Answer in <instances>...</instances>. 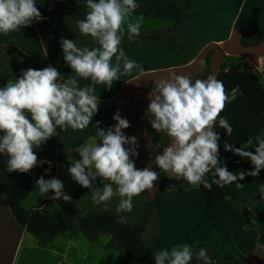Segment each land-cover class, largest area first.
<instances>
[{"label":"clouds","instance_id":"9594fccd","mask_svg":"<svg viewBox=\"0 0 264 264\" xmlns=\"http://www.w3.org/2000/svg\"><path fill=\"white\" fill-rule=\"evenodd\" d=\"M89 11L83 19L76 21L81 36H88L96 47H80L75 40L61 38L64 63L74 75L64 77L56 67L42 70L29 68L21 75L8 80L0 87V155H6L7 171L29 173L38 164L35 149L71 128L84 130L92 125L98 113L99 98L96 85L111 89L113 82L121 76L140 75L145 69L129 59L121 44L127 36L129 41L140 35L144 17L133 19L139 7L136 0H87ZM43 19L35 0H0V34L8 35L20 28L30 26L32 21ZM115 58V63H113ZM90 80L80 87L79 79ZM239 87L229 92L223 81L209 75L206 79L193 80L186 75L172 73L156 81L150 92V103L146 114L151 118V127L164 133L170 143L162 153L143 169H137L131 157H138L137 137L126 136L124 129L129 121L117 112L116 124L108 129L99 128L75 151L79 159L70 162L67 171L81 187L88 189L94 206L104 205L105 210L114 198H118L115 211L117 223H126L123 213L133 211V199L155 187L160 173L152 167L154 163L163 173L190 186L203 185L212 190L241 183L246 176L256 177L264 169V137L248 140L241 147L225 143V151L246 158L251 162V171L238 174L230 172L219 160L220 135L218 126L231 137L233 128L221 115L226 106L235 100ZM128 145V147H125ZM149 147L159 148L160 144ZM211 174V180L206 178ZM99 180V184L96 181ZM54 195L48 197V193ZM36 195L71 203L72 198L64 192V183L58 178L36 181ZM199 264H214L207 248L197 252L188 244H182L154 253L155 264H192L193 257Z\"/></svg>","mask_w":264,"mask_h":264},{"label":"crops","instance_id":"0c3cea01","mask_svg":"<svg viewBox=\"0 0 264 264\" xmlns=\"http://www.w3.org/2000/svg\"><path fill=\"white\" fill-rule=\"evenodd\" d=\"M55 1L67 10V17L64 13H52L48 3L35 0L43 19L33 20L30 26L8 35L0 34L1 71L8 72L9 66L11 71L18 73L29 68L42 70L53 66L66 78L74 73L64 63L61 38L75 40L80 47L97 46L91 37L79 35L76 29V21L83 19L89 11L87 0H70V7L65 4L66 0ZM136 2L139 7L133 13V19L141 15L144 17L140 34L156 32L180 36L181 33L190 43L186 57L165 46H149L138 41L135 47H131L129 43H122L121 47L129 59L140 64L145 73L140 75L134 69L132 75L121 76L120 80L114 81L111 89L106 87L104 94L96 85L98 111L110 106L113 116L119 112L122 118L129 121L130 127L123 131L126 136L137 137L139 152L138 157L131 159L144 168L150 164L152 148L149 145H153L144 120L150 117L146 114L149 94L157 80L175 73L189 76L194 82L203 79L201 76L207 66L209 75L217 76L223 65L230 69L242 63L256 68L264 81V43L253 48L241 45L242 34L249 35L255 29L264 27V0H190V11L196 14L194 18L180 17L175 0ZM175 26L179 30H175ZM78 79L80 87L91 83L90 80ZM115 124L112 117V127ZM90 137V126L84 130L68 128L61 131L57 128V135L36 152L37 165L46 167L43 177L59 179L62 168H67L65 162L71 161L75 149ZM257 137H264V133ZM257 137L247 150L254 152ZM240 158L228 151L219 155L221 165H226L230 172ZM252 169L251 162L245 158L243 171ZM260 174L237 181L242 187H236V183L228 186L237 191L258 194L257 179ZM161 185L158 180L153 189L146 190V200H153ZM189 190L178 194L169 190L161 212L153 214L154 222L147 228L144 242L153 248L154 253L188 244L194 254L201 248H207L209 256L217 264H264V246L260 244L264 234V217L260 214L264 210V198L257 199L248 208L256 221L253 220L254 226H249L243 212L232 201H215L195 186ZM35 192L36 189L32 194ZM86 208V212H114L105 210L104 205L94 206L92 202ZM111 240L109 235H100L93 241L82 233H68L42 242L19 225L0 192V264H124V251L108 248Z\"/></svg>","mask_w":264,"mask_h":264},{"label":"trees","instance_id":"16d2710c","mask_svg":"<svg viewBox=\"0 0 264 264\" xmlns=\"http://www.w3.org/2000/svg\"><path fill=\"white\" fill-rule=\"evenodd\" d=\"M49 0H42L45 4ZM68 7L71 6L70 0L65 3ZM175 4L179 10V16L185 18H194L196 15L189 11V0H175ZM178 29L177 26L174 27ZM179 30V29H178ZM144 42L149 46H165L181 56H187L190 50V43L184 35L180 36L167 35L165 33H149L140 34L133 41H129L125 36L122 43H129L131 47H135L136 42ZM264 43V27L255 29L251 34H242L241 45L244 48L257 47ZM21 73L17 71L3 72L0 70V87L5 86L8 80L15 81ZM209 76V66L204 70L201 78L206 79ZM217 79L223 81L226 89L231 92L235 87H239V92L235 100L231 101L221 113L233 128V135L229 137L226 131L218 126L214 129L220 135L219 155L225 151L224 145L228 143L233 147H241L248 140H253L255 137L264 133V81L260 72L254 68L238 63L232 68H227L223 65L217 74ZM102 94H104L107 86L98 85ZM113 109L106 106L103 111L93 117L92 125H90L91 136L96 131V122L99 121V128L108 129L112 127ZM150 117L144 120V125L149 131L153 145L160 144L159 148L153 147L149 156V162L154 159L153 151L163 150V147L169 143V138L166 134H157L151 127L149 122ZM231 152V151H228ZM74 159H79V154L76 152L73 155ZM6 155H0V192L6 199L10 211L15 220L25 227L28 232L36 236L42 242L52 241L53 239L65 234L82 233L89 239L95 241L100 235H109L112 237L108 245L109 249L124 251V264H155L153 259L154 250L147 246L144 242V234L146 233L150 219L155 212H161L164 199L167 192L174 187L180 190H185L191 186L184 181H177L163 173L155 164L152 167L160 173L159 180L167 182L168 187L161 185L155 194V198L147 202L138 224L117 223L118 214L105 211L100 213L86 212L75 206L72 202L65 203L62 200L53 201L49 198V203H54L66 211L64 216L60 214H51L48 210L49 206L36 207L27 210L23 207V202L35 191L36 181L44 175L46 167L36 166L29 173H20L7 171ZM71 161H66L65 165L68 169ZM137 169H143L139 163H135ZM245 158H241L238 165L233 169V174H238L243 170ZM211 180V174L207 176ZM258 185L260 193L252 194L248 192L237 191L231 189L228 185L220 189L213 185L212 190L205 189L203 185L196 186L203 195L215 201H232L244 214L249 226H254L253 220L249 216L248 208L257 202L258 195L264 196V169L258 177ZM99 184V180L96 181ZM54 195L50 192L49 197ZM142 196H146L144 191ZM90 197V193H88ZM264 202V199L262 200ZM261 246H264V234L260 239ZM192 264H199L193 257ZM217 264V263H214Z\"/></svg>","mask_w":264,"mask_h":264},{"label":"rangeland","instance_id":"374dc122","mask_svg":"<svg viewBox=\"0 0 264 264\" xmlns=\"http://www.w3.org/2000/svg\"><path fill=\"white\" fill-rule=\"evenodd\" d=\"M47 3L51 6L52 13H54V14H59V12L60 13H64V15L67 17V13H68L67 10L64 7H61V5L59 3H57V1L50 0V1H47ZM189 11H190V3H189ZM69 25L71 27H74L72 24H69ZM9 67L10 68L8 69V72L15 71V70L11 71V66H9ZM35 152H37V149H35ZM72 160H74V158L71 159V161ZM237 165H238V163L233 167V169ZM244 168H245V165H244L243 169ZM233 169L231 170V172L233 171ZM62 171L63 172L60 174L59 179L64 183V192L66 194H68L69 196H71L72 203L75 206H77L78 208H80L83 211H87L88 208H86V206L89 205V203L91 202V198L88 196L89 190L81 187L78 183H76L71 178V176L68 174L67 168H62ZM262 171H263V169H262ZM262 171H261V173H262ZM171 190H173L172 193H174V194H178V193H181L183 191L187 193L188 191H190L189 188L188 189H185V190H180L178 187H174ZM48 197H49V195H48ZM27 199L23 202V207L25 209H27V210H31L33 208L32 206H34L35 208L38 207V206H44V207L45 206H49L48 210H49V212L51 214L57 213V214H60L62 216H64L66 214V211L63 210L62 208H60L59 206H57L56 204L49 203V198H41L38 195H36V192L34 194H31ZM149 201L150 200H146V198L144 196H142L141 194L139 196H137V197H134V199H133V204H134L133 211L131 213H123L122 215H124L126 217V220H127L128 223H130V224H138L140 222L141 217H142V214L144 212L145 205ZM117 203H118V198H114L113 201L111 202V204L108 206V209L107 210H113L114 213H116L115 207H116ZM255 203H253V204H255ZM43 204H45V205H43ZM248 212H250V210ZM260 214L264 217V210L262 212H260ZM249 216H250V218L252 220L255 221V218L252 216L251 213H249ZM153 222H154V219H153V217H151L150 222H149V225L152 224ZM149 225H148V227H149Z\"/></svg>","mask_w":264,"mask_h":264},{"label":"water","instance_id":"95a60500","mask_svg":"<svg viewBox=\"0 0 264 264\" xmlns=\"http://www.w3.org/2000/svg\"><path fill=\"white\" fill-rule=\"evenodd\" d=\"M158 153H159V150H155V151H153L152 156H155ZM162 184L165 185L166 187H168L167 182H162ZM263 198L264 197L262 195L257 197L258 200H262Z\"/></svg>","mask_w":264,"mask_h":264}]
</instances>
